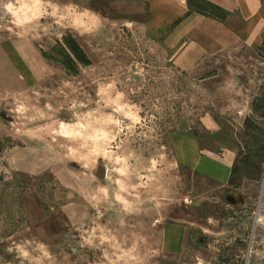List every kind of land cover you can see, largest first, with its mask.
<instances>
[{
    "label": "rangeland",
    "instance_id": "374dc122",
    "mask_svg": "<svg viewBox=\"0 0 264 264\" xmlns=\"http://www.w3.org/2000/svg\"><path fill=\"white\" fill-rule=\"evenodd\" d=\"M128 10L0 0V264H264V46L190 74Z\"/></svg>",
    "mask_w": 264,
    "mask_h": 264
},
{
    "label": "crops",
    "instance_id": "0c3cea01",
    "mask_svg": "<svg viewBox=\"0 0 264 264\" xmlns=\"http://www.w3.org/2000/svg\"><path fill=\"white\" fill-rule=\"evenodd\" d=\"M205 1L220 7L226 16L219 19L197 10L193 0H113V4L137 16L134 20L158 41L174 66L190 74L208 73L210 60L235 48L256 51L264 46V0ZM172 239L169 244L178 246L173 235Z\"/></svg>",
    "mask_w": 264,
    "mask_h": 264
},
{
    "label": "trees",
    "instance_id": "16d2710c",
    "mask_svg": "<svg viewBox=\"0 0 264 264\" xmlns=\"http://www.w3.org/2000/svg\"><path fill=\"white\" fill-rule=\"evenodd\" d=\"M193 3L194 7L197 10L204 11L211 16L217 17L219 19H223L226 16V12L223 11L220 7L205 0H193Z\"/></svg>",
    "mask_w": 264,
    "mask_h": 264
},
{
    "label": "clouds",
    "instance_id": "9594fccd",
    "mask_svg": "<svg viewBox=\"0 0 264 264\" xmlns=\"http://www.w3.org/2000/svg\"><path fill=\"white\" fill-rule=\"evenodd\" d=\"M19 110H20L21 112H22V111H24V109H23V108H21V109H19ZM25 255H27V254L25 253Z\"/></svg>",
    "mask_w": 264,
    "mask_h": 264
}]
</instances>
